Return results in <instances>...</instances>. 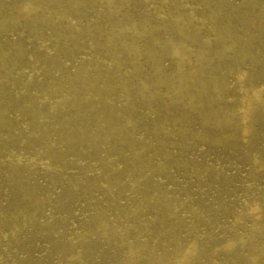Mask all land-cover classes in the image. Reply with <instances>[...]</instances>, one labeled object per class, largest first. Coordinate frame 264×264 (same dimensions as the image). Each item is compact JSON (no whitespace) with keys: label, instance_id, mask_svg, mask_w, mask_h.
<instances>
[{"label":"bare ground","instance_id":"bare-ground-1","mask_svg":"<svg viewBox=\"0 0 264 264\" xmlns=\"http://www.w3.org/2000/svg\"><path fill=\"white\" fill-rule=\"evenodd\" d=\"M136 1L0 0V264H264V151L255 126L264 120V81L252 86L245 68L264 0L241 24L244 40L235 38L226 0H152L165 23L207 29L214 70L208 55L195 57L154 29L141 34L161 49L127 42L126 32L140 33L106 18ZM230 119L242 131L227 145L215 129ZM171 161L179 175L201 166L190 174L201 185L206 166L220 169L215 216L178 200L189 186L176 176L172 192L162 186ZM95 188L115 194L106 209ZM83 203L89 220L75 228Z\"/></svg>","mask_w":264,"mask_h":264},{"label":"rangeland","instance_id":"rangeland-1","mask_svg":"<svg viewBox=\"0 0 264 264\" xmlns=\"http://www.w3.org/2000/svg\"><path fill=\"white\" fill-rule=\"evenodd\" d=\"M226 1H227L226 9L232 10L231 15L235 18V20H232L233 24L236 25V28L233 29V32L236 33L235 38H243L244 40V38L247 37V34L244 33L245 28H243L241 24H244L243 22L246 20L250 22L253 21V19H250V17H251V14L253 15V14L258 13V9L261 6V5L259 6L260 0L259 1L258 0H226ZM152 3H153L152 0H137L135 5L130 10L124 9V10H120L117 12V9H116L115 13L107 14L106 21L109 22L112 27L113 26H130L133 29L137 30L138 34L140 33V35H133L131 32H126L124 35H125V38L127 39V42H129V40L134 41V44L141 46V47L142 46L146 47L148 45L151 46V44H154L155 46L153 48H160V49L162 48L158 44L151 42L148 35H146L145 33L141 34L143 29H145L146 27L147 29H154L153 31L154 34H157V37L160 39L164 37L175 38L177 39L178 42H180V44H184L185 47H188L187 48L188 51L192 47L195 50L194 52L195 57L199 55V52H201L204 56L208 55L210 58L209 59L210 65H208L209 66L208 68H212V70H214V68L216 67L217 60L214 55H211L210 53H208L209 49H207V44L203 43V39L205 35L208 33L207 29L204 28L203 25L200 23L196 24L197 23L196 22L194 23V25H199V28L192 27L191 30L185 32L186 27H188L187 23L181 24L182 26L173 25L172 23H169V22L165 23L164 20L160 18L159 16H157V14L154 12L155 10L152 8L153 6ZM210 7L211 6L208 5L203 10L199 8V11L202 15H205L211 9ZM263 7H264V2H263ZM245 15H247L246 18L244 17ZM223 19L225 20V16L224 18H220L217 21L216 25L218 27L221 26L219 21ZM261 23L264 25V20L261 21ZM159 24H161V29L157 31L155 29H157L156 27ZM251 40H252L253 45L256 48V51H254L255 53L250 58L246 59L248 63L245 65V68L249 69L251 80H252L251 84L253 86V85H256V83L260 80L264 81V26H262L260 33L254 36ZM248 41H249V38H248ZM218 44H226V41L222 40L221 42H218ZM191 54H192V51L190 53V56ZM234 54L233 53L230 54V58L232 61L235 60ZM195 57H191V58H195ZM160 59H162L161 64L163 65L164 72L167 74V76L173 75L174 70L168 69L171 63L170 57L165 55V53L162 51V53L160 54ZM218 67H223V65H220ZM221 73L226 74L227 73L226 69L224 70V72H221ZM231 75L235 76L234 74H231ZM227 81L228 82L232 81L234 83L233 88H235L236 85L238 84L236 77L234 79L231 77H227ZM233 92H234L233 96H237L239 94L238 92H235V89L233 90ZM156 99L159 100V98L157 97ZM209 125L210 123L206 125L207 127L202 126L201 130L206 131ZM239 125L242 127L241 122H237L235 120L230 119L227 121H223L219 126H216L215 130L217 131V129H219L222 132H225V135H226L225 141L228 140L227 145H229V144H233L234 142H238L237 140H240L239 134L242 130L240 131L241 127H239ZM255 126L258 128L260 132L259 136L262 137L261 142H263V144H261V148L264 151V120L261 119V121L256 122ZM262 153L263 152L261 151V154ZM204 160L205 161L207 160L209 164H213L215 161V159L211 155H205ZM175 165L176 163H174L173 161H171L168 164L170 168L169 173L172 176L170 174L164 176L162 186L166 188L167 192H172L174 189V185L172 184L171 181L174 180V176H176L177 179L182 180L184 184H187L189 186L188 192L177 195L178 200H180L181 202L183 201L187 202L188 206H191L192 208H197V207L204 208V214H202L201 216L203 218H208L206 217V215H210V217L211 215H214L216 210H218L216 203L218 202L217 200H219L220 197L217 198L215 195H212L211 191L216 188L217 183L215 179H217L216 177L220 169L206 166L208 173L201 177V179L204 181V184L201 185L200 182L196 178H194L193 180V178H191L190 176V174H194L198 172L201 166H198L194 163H190V167L189 168L187 167L188 171L186 172L183 171L179 175L178 167ZM169 177L171 179H168ZM186 177L188 178V181L189 180L191 181V185H189L186 182L187 181ZM150 181L151 179L144 180L143 184H146L147 182H150ZM147 186H150V189H147L144 187L143 190H145V192L148 195H152V191H151L152 186L151 185H147ZM32 187L34 189L37 188L38 183L32 184ZM94 192H95L94 194L98 198L97 203H100V206L104 207L105 209L108 206V203L110 202V200L114 198V195H115L113 193L110 194L101 188H95ZM121 195H122L120 196L121 205L123 206L129 205L130 198L124 193H122ZM188 198L189 199L195 198L196 200L190 201L188 200ZM97 203L95 205H97ZM84 204L85 203H83V205L80 206L81 210H78L77 213L72 216L73 217L72 220L74 219L73 224L75 225L74 226L75 228H77L76 227L77 224H80V223L83 224L84 222H87L89 220V217H88L89 213H87V211H89V208H88L89 206L85 207ZM176 213L179 216H184L183 220L185 222L193 221L191 215H186L185 213L180 214L179 212H176ZM111 219H114V217ZM206 223H209V221L204 222L203 224H201L199 228H197L199 232L203 231L201 227H203V225ZM198 231L195 232V234L198 235Z\"/></svg>","mask_w":264,"mask_h":264}]
</instances>
